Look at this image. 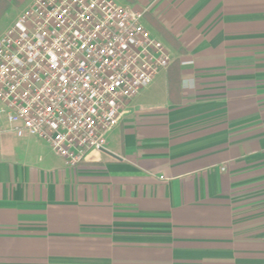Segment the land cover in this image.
I'll return each instance as SVG.
<instances>
[{
  "label": "crops",
  "instance_id": "0c3cea01",
  "mask_svg": "<svg viewBox=\"0 0 264 264\" xmlns=\"http://www.w3.org/2000/svg\"><path fill=\"white\" fill-rule=\"evenodd\" d=\"M114 1L171 63L77 168L0 114V264H264V0Z\"/></svg>",
  "mask_w": 264,
  "mask_h": 264
},
{
  "label": "built area",
  "instance_id": "2783aa9c",
  "mask_svg": "<svg viewBox=\"0 0 264 264\" xmlns=\"http://www.w3.org/2000/svg\"><path fill=\"white\" fill-rule=\"evenodd\" d=\"M143 12L114 0H33L0 38V114L70 168L103 152L126 106L168 69Z\"/></svg>",
  "mask_w": 264,
  "mask_h": 264
},
{
  "label": "rangeland",
  "instance_id": "374dc122",
  "mask_svg": "<svg viewBox=\"0 0 264 264\" xmlns=\"http://www.w3.org/2000/svg\"><path fill=\"white\" fill-rule=\"evenodd\" d=\"M18 1L19 3L17 2L15 4L7 6L2 11V13L0 14V27H3L9 23L12 25L15 22L14 21L15 16L18 13V11H22L24 7L27 5V3L30 2L31 0H18Z\"/></svg>",
  "mask_w": 264,
  "mask_h": 264
},
{
  "label": "trees",
  "instance_id": "16d2710c",
  "mask_svg": "<svg viewBox=\"0 0 264 264\" xmlns=\"http://www.w3.org/2000/svg\"><path fill=\"white\" fill-rule=\"evenodd\" d=\"M19 3V1L18 0H14V2H13V4H15V3ZM8 5H4L3 7H0V14L2 13V11L7 7Z\"/></svg>",
  "mask_w": 264,
  "mask_h": 264
}]
</instances>
